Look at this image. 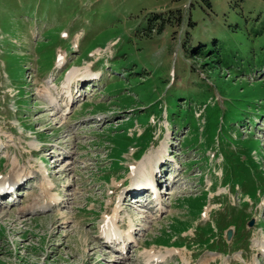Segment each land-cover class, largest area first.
I'll return each mask as SVG.
<instances>
[{"label":"rangeland","instance_id":"1","mask_svg":"<svg viewBox=\"0 0 264 264\" xmlns=\"http://www.w3.org/2000/svg\"><path fill=\"white\" fill-rule=\"evenodd\" d=\"M58 53L66 64L90 61L101 75L94 87L76 86L72 102L61 87L72 69L83 71L88 64L71 67L63 78L51 70ZM201 107L195 119L193 112ZM94 113H102L96 114L99 121L91 118ZM262 116L264 0H0V174L24 180L13 205L0 200V264H143L144 248L182 242L189 229L193 242L202 244L211 225L199 217L206 202L200 190L207 192L211 211L230 206L240 219L250 215L253 224L242 231L249 244L244 248L241 240L242 250H233L229 241L216 251L190 244L178 248L183 257L190 264L206 258L209 264H264L255 247L262 241L257 222L264 232V195L255 209L243 207L245 197L220 186L235 185L252 200L264 188ZM147 127L152 146L167 143L173 160L159 168L158 179L161 200L170 208L157 217L151 209L138 212L141 208L123 205L118 224L125 228L129 218L138 245L121 257L96 238L97 216L106 210L104 198L116 201L111 181L128 185L127 171L121 175L124 155L130 149L134 158L143 153L148 130L136 136ZM211 142L226 160L223 177L215 182L221 160L215 159L213 169L203 155L205 148H214ZM47 145L57 147L59 155L51 159L35 152ZM165 147L147 148L142 158L160 151L162 157ZM191 160L196 165L186 168ZM200 173H207L204 186L196 182ZM107 175L110 180L102 182ZM43 183L52 185L48 195L59 196L53 203H60L49 211L19 214L24 205L48 206V197L40 196ZM177 261L183 264L172 254L164 264Z\"/></svg>","mask_w":264,"mask_h":264},{"label":"bare ground","instance_id":"2","mask_svg":"<svg viewBox=\"0 0 264 264\" xmlns=\"http://www.w3.org/2000/svg\"><path fill=\"white\" fill-rule=\"evenodd\" d=\"M62 63H63V58L59 57L57 63L55 64V67L56 68L61 67ZM88 67L89 66L84 67L82 69L83 71H81L79 68L78 69L74 68L67 74L65 83L61 87V91L63 92L64 95H66V97L69 100L72 101V92H71V84L72 83H75V82H77L79 80H90V81H92V80L98 79L99 74L91 72ZM49 101L52 104L54 102V97L50 96L49 97ZM31 146H32V144H31ZM160 152L157 155H155V156H153L154 154L145 155L143 157L144 159L142 158V160H140L138 162L139 165L137 164L138 166H136L130 172V177L133 178V182L137 186H141V185L143 186L144 185V187H148L149 189H151V191H153L154 194H156V198H155L154 202H156L155 205H157V206L160 205L158 200H157L159 196H157L158 192L156 193L155 189L153 188V186L156 187V185L152 183V181H153L152 177H154L153 176V172H154L155 168H157L156 165L160 162V160L162 158L161 154H163V152L162 151H160ZM16 182L17 181H15V178L11 177V175H7V176L6 175H4V176L1 175V177H0V189L1 188H4V189L12 188L13 185ZM140 182H141V184L138 185V183H140ZM4 185L6 187H4ZM50 187L51 186H50L49 183H43L42 185H40V188H41L40 196L45 195L49 199L48 203H47L48 206L46 205V202H45V205L47 207L56 204V203H53V202H55L58 199V198H54L53 196L48 195V192L50 191ZM13 190H15V189H13ZM12 193H13V195H15V191H13ZM15 198H16V196H15ZM35 205H38V206L34 207L33 204L32 205H28V206L23 207L22 209L18 210V212L20 214H23V213H28L29 214V213H34V212L41 211V210L45 209L44 208L45 206L42 203L41 204H35ZM116 213H117V210L113 209L112 213L110 215H108V216L104 215V217L100 221V225L101 226L100 225L98 226L99 232L103 233L105 235L106 239L109 240V241L111 239L108 238V237L116 236L115 238L117 240H119V239H121V237H123L120 234V232L117 231V228H116V225H115ZM124 237L127 238V239H131V234L129 232H127L124 235ZM165 253L169 254V251H165L164 253H158V255L157 254L154 255L152 253V251H148L145 254L144 262L150 263L151 260H153V259L160 261L162 258H164ZM263 253H264V251H263ZM155 260H153V261H155Z\"/></svg>","mask_w":264,"mask_h":264},{"label":"trees","instance_id":"3","mask_svg":"<svg viewBox=\"0 0 264 264\" xmlns=\"http://www.w3.org/2000/svg\"><path fill=\"white\" fill-rule=\"evenodd\" d=\"M173 1H178V0H173Z\"/></svg>","mask_w":264,"mask_h":264}]
</instances>
